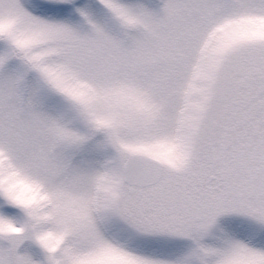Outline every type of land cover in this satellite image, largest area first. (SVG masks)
Segmentation results:
<instances>
[{
    "label": "snow or ice",
    "instance_id": "obj_1",
    "mask_svg": "<svg viewBox=\"0 0 264 264\" xmlns=\"http://www.w3.org/2000/svg\"><path fill=\"white\" fill-rule=\"evenodd\" d=\"M0 264H264V0H0Z\"/></svg>",
    "mask_w": 264,
    "mask_h": 264
}]
</instances>
